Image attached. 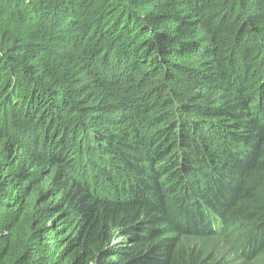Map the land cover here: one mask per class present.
<instances>
[{
	"label": "trees",
	"instance_id": "obj_1",
	"mask_svg": "<svg viewBox=\"0 0 264 264\" xmlns=\"http://www.w3.org/2000/svg\"><path fill=\"white\" fill-rule=\"evenodd\" d=\"M0 264H264V0H0Z\"/></svg>",
	"mask_w": 264,
	"mask_h": 264
},
{
	"label": "rangeland",
	"instance_id": "obj_2",
	"mask_svg": "<svg viewBox=\"0 0 264 264\" xmlns=\"http://www.w3.org/2000/svg\"><path fill=\"white\" fill-rule=\"evenodd\" d=\"M226 241V240H225ZM225 241H218V240H215V242L216 243H218L217 245H216V248H225L224 247V245H226L227 246V242H225ZM222 242V243H221ZM219 252H220V254H222V251H220V250H218Z\"/></svg>",
	"mask_w": 264,
	"mask_h": 264
},
{
	"label": "clouds",
	"instance_id": "obj_3",
	"mask_svg": "<svg viewBox=\"0 0 264 264\" xmlns=\"http://www.w3.org/2000/svg\"><path fill=\"white\" fill-rule=\"evenodd\" d=\"M218 215V214H217ZM219 216V215H218ZM210 223H211V228H212V230H213V226H212V224H213V219H210ZM215 230V229H214Z\"/></svg>",
	"mask_w": 264,
	"mask_h": 264
}]
</instances>
